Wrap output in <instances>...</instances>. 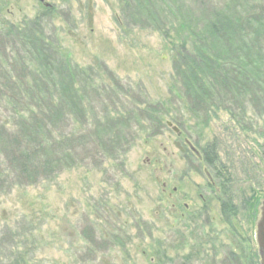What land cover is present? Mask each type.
I'll list each match as a JSON object with an SVG mask.
<instances>
[{
    "label": "rangeland",
    "instance_id": "1",
    "mask_svg": "<svg viewBox=\"0 0 264 264\" xmlns=\"http://www.w3.org/2000/svg\"><path fill=\"white\" fill-rule=\"evenodd\" d=\"M225 1L6 0L0 12V261L17 246L24 259L34 254L28 264H64L66 258L57 252L61 239L48 238L46 228L53 229L66 212L69 223L62 226L68 230L67 242L76 233L86 242L73 257L76 264H153L156 249L174 260L166 264H182L188 255V264L258 262L253 219L264 199V103L245 100L253 117L234 119L219 108L232 104L222 88L223 101L211 102L209 116L195 125L197 118L186 117L182 107L188 101L182 103L173 94L176 61L170 39L157 30L173 23V5L187 23L202 28ZM234 1L242 13L260 20L249 33L252 40H264V0ZM149 5H154L157 19ZM34 24L44 39L68 53L82 96L65 112L39 116L54 140V173L41 167L36 171L35 162L25 164L22 156L25 148L36 159L37 153L44 158L47 152L30 128L36 129L39 120L36 93L44 89L35 83L33 69L47 64L42 74L62 71L53 52L46 53L48 61L32 53L34 38L31 28L26 29ZM227 42L215 53L222 62H234L227 52L233 42ZM29 111L30 127L20 117ZM208 148L216 157L212 166L204 161ZM64 152L71 160L56 168ZM214 170L229 177L226 218L216 198L209 218L201 212L204 195L199 192ZM5 171L13 175L6 178ZM34 172L42 184L30 179ZM41 206L48 211L45 221L32 219L36 230L28 235L30 226L23 225V217L29 220ZM39 225L48 238L42 248L32 245ZM76 225L80 229L75 233ZM68 247L64 242V249Z\"/></svg>",
    "mask_w": 264,
    "mask_h": 264
},
{
    "label": "trees",
    "instance_id": "2",
    "mask_svg": "<svg viewBox=\"0 0 264 264\" xmlns=\"http://www.w3.org/2000/svg\"><path fill=\"white\" fill-rule=\"evenodd\" d=\"M149 6L151 8V16L157 19L158 14L154 9V5ZM145 7L147 6L145 5ZM172 7H174L173 10H171V16L172 18L174 17L173 23L169 28L163 27L157 30L160 31L161 35L167 40L170 39L172 48L171 54L176 61L174 66L177 74L173 94L176 95L178 100L182 103H184V100L188 101V104L182 106L185 108V111H187L188 116L186 117L191 116L192 118L190 119H192V121L194 120L193 118H197L193 123L198 126L201 125V123L204 122L202 119L209 116L210 108H212L210 103L218 102L225 98L220 91L223 90L222 88L228 90L227 92L230 94L232 104L228 106L219 105V108L228 111L230 116L234 119L244 118L245 116L249 118L253 117V114L249 113V106L244 105V102L250 99L251 101H262V103H264V40L261 41L258 37L252 40V35L249 34L254 25L260 24V20L258 18L255 19V16L242 13L239 10L237 2L234 0H226L221 6V9L212 14L205 21V25L202 28H198V25H195V23H187L188 19L184 17L180 8L176 7V5ZM139 9L145 10L143 6H140ZM186 10H188L187 15H190L191 8H187ZM250 14H252V12ZM30 26L27 27L26 31L31 28V36L34 38L31 43V48L34 49L32 53L37 54L35 57L38 60L48 61L46 53L53 52L54 55L58 57V66L62 69L61 72L55 74L46 72H43L45 74L41 73V68L47 67V64H42L41 68L39 66V69H33L34 79L36 80L35 83L44 87L43 90L36 93L38 112H35V114L39 119V116L65 112L67 107L71 106L72 108L75 106L77 102L82 99V96L75 82L76 75H73V72L70 71L68 53H66L64 49H61L59 45H52L51 42L44 39L42 30L38 24H34L32 27ZM255 33L258 34L257 32ZM224 35H227L228 38H225ZM227 39L233 42L229 44L230 51H227L228 56H235L234 62L229 60V63L226 61L222 62L217 56L218 53H215L216 47H221V49L226 48L225 43H228ZM45 44L48 46L44 47ZM43 57L45 58L43 59ZM27 61L28 60L24 59V63L33 67L31 62ZM234 102L238 104H234ZM168 109L169 107L167 108V113H169ZM29 113L30 111L27 112V114L24 112L20 116L22 117L23 123L27 126L29 125L26 122L32 119L27 116ZM132 113L134 117L137 118L134 111ZM31 114L34 115V112H31ZM200 118L202 119L197 121ZM35 125H37L36 129L34 126L29 127L37 136L40 149L47 152L44 154V158L37 153L36 159V154L31 156V153L28 152L29 150L25 148L22 152V156H24L23 159L25 160V164L30 163L31 166H33L31 162H35V166H37L35 169L36 171H40L39 167H41L46 172L51 170V173H54V167L51 162L52 150L50 151L54 143L52 134L47 130L46 125L42 123L40 119ZM66 137L68 139V136ZM203 155L205 163L212 166L216 160L212 150L209 148L204 150ZM69 160H71V154L64 152L63 155H61V160L54 163V165L56 168L59 164L61 165L60 167H65ZM22 169L24 168L22 167ZM9 172L10 171L4 172L6 178L13 175L12 172ZM216 172L220 175V171L216 170ZM221 175L228 177L224 172H222ZM45 176L48 177L47 174H45ZM30 179L34 181L33 183L35 184L43 183L37 172L32 173ZM29 181L26 183H29ZM259 202L254 210L256 213L255 216H257ZM47 213L46 207L41 206L38 208L37 212L32 211L30 215H28V218H30L29 220L25 216L23 217V225H27V227L30 226V229H27L28 235H32V231L36 230V228H31L32 223L34 221H39V219H42V222L45 221ZM34 218L35 220L33 221L32 219ZM255 220L256 217L253 219V228ZM68 223V216L66 212H64L62 218L55 222L53 229H51V226H47L46 234L50 239L51 237L57 238V235L60 237V247L57 252L62 254L60 255V257L62 256L61 258H66V262L62 263L76 264L73 257H76L83 246H85L86 242H83L82 236L76 233L80 229L77 225L74 227V232L76 233L74 234V239L67 242L66 239H70L67 235L68 230L66 229L67 227H63L62 225ZM94 223H92L93 230L95 229ZM41 230L42 228L39 225L38 232H36L37 235L32 236V245L39 248H42L48 240V238L42 236ZM59 230L60 232H58ZM115 238H117V236ZM64 242L69 245L66 249H64ZM151 242H155V240L152 239ZM49 246L51 247V244H49ZM74 246L77 247L74 248ZM87 249L90 254L97 255V251L94 248L88 247ZM165 254V251L156 249L152 256L153 264L174 263V260H169ZM34 258V254L33 256L29 254V257L24 259V256L16 246L15 249H11V252L9 251L7 257L0 261V264H28ZM61 258L55 261H61ZM183 258V260L181 259L183 261L182 264L191 263V256L188 255ZM233 259L236 260V258ZM227 260L229 261V259ZM256 264H259V262Z\"/></svg>",
    "mask_w": 264,
    "mask_h": 264
},
{
    "label": "flooded vegetation",
    "instance_id": "3",
    "mask_svg": "<svg viewBox=\"0 0 264 264\" xmlns=\"http://www.w3.org/2000/svg\"><path fill=\"white\" fill-rule=\"evenodd\" d=\"M6 4H7L6 0H0V12L5 9ZM184 144L186 145L188 143H184ZM213 172H214L213 174L214 177L210 175L212 180L207 181L206 187H203V189L201 190L203 193L199 192L200 196L204 195V199L202 200L203 206L201 207V210H202L201 212L205 214L206 216L209 215V209H210V206H212L210 205L212 203L211 201L212 199L216 198L215 200L217 201V203L220 202L221 210L223 211L222 213L226 218V216H230L229 210L231 207L230 201H229L230 199L228 196L229 188L227 186L229 185V179L225 175H221V174H220L221 175L220 177V175L216 172V170H214ZM166 186H167L166 184L163 185L164 192H165ZM173 193H176V190H174ZM171 194L169 193V196H171ZM213 206H215V204H213ZM217 211H218V216L220 217L221 211L218 209Z\"/></svg>",
    "mask_w": 264,
    "mask_h": 264
},
{
    "label": "water",
    "instance_id": "4",
    "mask_svg": "<svg viewBox=\"0 0 264 264\" xmlns=\"http://www.w3.org/2000/svg\"><path fill=\"white\" fill-rule=\"evenodd\" d=\"M170 126V124H168ZM176 132V129L173 128ZM254 241L259 264H264V199L259 202L257 216L254 223Z\"/></svg>",
    "mask_w": 264,
    "mask_h": 264
}]
</instances>
